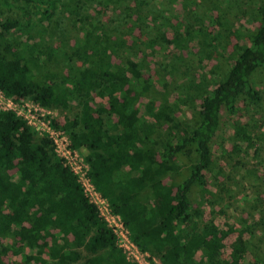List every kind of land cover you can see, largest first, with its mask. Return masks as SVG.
<instances>
[{
	"label": "trees",
	"instance_id": "1",
	"mask_svg": "<svg viewBox=\"0 0 264 264\" xmlns=\"http://www.w3.org/2000/svg\"><path fill=\"white\" fill-rule=\"evenodd\" d=\"M87 3L104 12L122 8L131 30L153 15L157 39L152 43L174 49L172 81L147 73L146 55L122 60V52L131 50L126 34L86 12ZM126 3L0 0V91L16 102L31 99L67 114L63 128L75 149L88 151L84 160L93 185L141 252L161 264H264L260 193L251 195L253 217L243 216L226 230L213 210L202 208L203 201L196 206L191 196L198 193L203 200L211 192L210 180L221 173L211 145L223 112L231 120L233 154H249L261 139L246 111L261 100L264 1L249 30L236 28L229 6L212 5L213 33L174 21L176 16L162 17L163 9L148 0ZM168 3L188 11L197 0ZM55 11L72 20L73 40L59 22L52 26ZM17 12L22 17L13 15ZM48 40L56 42L51 53L44 51ZM195 44L201 63L217 54L215 77L179 81L172 99L165 88L174 84ZM190 104L188 118L182 110ZM0 264H138L118 246L52 139L7 110L0 111Z\"/></svg>",
	"mask_w": 264,
	"mask_h": 264
},
{
	"label": "rangeland",
	"instance_id": "2",
	"mask_svg": "<svg viewBox=\"0 0 264 264\" xmlns=\"http://www.w3.org/2000/svg\"><path fill=\"white\" fill-rule=\"evenodd\" d=\"M126 1V4L131 2V0ZM262 1L264 0H197L196 6H194L195 10L188 11H183L180 7L169 4L168 0H148V4L152 5V8L153 5H158L163 9L162 17L170 16L174 18L176 16L174 21L181 19L198 31L208 30L213 33L214 30L211 25L212 5L221 3V5L229 6L236 28L249 30L257 25L254 12ZM98 7L97 4L87 3L85 11L102 18L110 27H114L126 34L128 47H131V50L128 49L127 52H122L121 59L125 60L129 56L138 58L146 55L149 65L146 72L154 75H157L159 72L163 79L172 81L170 75H172V70H175L172 62L174 49L164 42L152 43L157 39V34L151 22L153 15L148 14L147 16H143L137 24L133 25V30H131L132 23L125 17V14H122V8L121 10H108L104 12L102 11L103 9ZM154 9H158V7H154ZM13 15L21 16L18 12ZM161 20L163 21V19ZM52 21V26L55 22H59L61 28H67L69 31L67 34L72 40L77 35L76 29H73L72 20L61 16L59 11H55ZM131 21L133 20L131 19ZM52 26L48 27L47 35ZM53 31L57 32L56 29ZM167 36L168 38H172L171 31L168 32ZM55 43L48 40L44 46V51L49 53L50 49H52V44ZM216 57L217 54L214 59L201 63V57L198 55V45L195 44L193 51L186 54L184 64L179 67L180 69L178 70V75L175 76L174 84L169 88H165L169 93H172V99L175 97V92H177L175 91L177 89L175 86L179 84V81L183 84H186L190 80L199 83L202 77H205L207 80H213L215 77ZM257 74V85L261 93V100L247 107L246 117L251 121L252 128L256 132H259L260 141L257 142L254 150L247 155L239 156L233 154L231 143L228 141L231 120L223 112L220 131L211 145L214 158L221 168V173L216 175L215 179L210 180L212 182V185L209 183L211 185V192L206 193L203 200L198 193L197 195H191L196 206H202L200 202L203 201L202 208L208 212L214 211L217 223L224 230L229 225L239 223V219L243 216L253 217L254 209L256 208V203L252 201L251 197L253 193L258 192L264 197V68H260ZM1 101L0 111L6 107ZM25 101L29 103L32 109L35 107L31 99H26ZM74 108L76 110V106ZM193 109V104H190L188 107L183 108L182 114L189 118ZM44 113H48L47 116L60 125L57 128L67 133L63 128L67 114L48 108H46ZM77 151L80 154V158L84 161L88 151L84 149H77ZM246 199L248 202H244ZM263 236L264 231L258 234V237L262 240H264ZM235 237V234L227 237V249L225 251H229L230 244ZM257 239L259 240V238ZM138 258L141 264H161L155 255L144 253L140 254ZM132 259L136 260V258ZM137 263L140 264L139 262Z\"/></svg>",
	"mask_w": 264,
	"mask_h": 264
},
{
	"label": "built area",
	"instance_id": "3",
	"mask_svg": "<svg viewBox=\"0 0 264 264\" xmlns=\"http://www.w3.org/2000/svg\"><path fill=\"white\" fill-rule=\"evenodd\" d=\"M0 100L6 106L3 109L4 111H14L18 116L24 118L28 125L34 128L38 134L52 139L57 155L73 171L84 188L86 196L97 206L101 217L113 230L118 246L124 251L128 259L140 263L138 257L145 252H141L131 240L129 231L125 227L121 217L112 211L108 200L96 190L89 176L88 163L80 158V154L73 147L68 134L64 130L53 126L52 119L47 116L48 113H44L46 108L34 103L35 107L32 109L29 103L25 101L26 99L21 102H16L12 98L5 96L1 91ZM132 258H136V260Z\"/></svg>",
	"mask_w": 264,
	"mask_h": 264
}]
</instances>
